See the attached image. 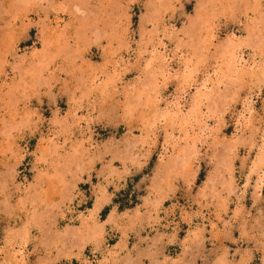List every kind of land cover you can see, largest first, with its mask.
I'll list each match as a JSON object with an SVG mask.
<instances>
[{
  "label": "rangeland",
  "instance_id": "rangeland-1",
  "mask_svg": "<svg viewBox=\"0 0 264 264\" xmlns=\"http://www.w3.org/2000/svg\"><path fill=\"white\" fill-rule=\"evenodd\" d=\"M259 158L264 0H0V264H264Z\"/></svg>",
  "mask_w": 264,
  "mask_h": 264
},
{
  "label": "bare ground",
  "instance_id": "bare-ground-1",
  "mask_svg": "<svg viewBox=\"0 0 264 264\" xmlns=\"http://www.w3.org/2000/svg\"><path fill=\"white\" fill-rule=\"evenodd\" d=\"M232 38V37H231ZM234 38V37H233ZM232 38V39H233ZM228 40V39H227ZM233 41H234V39H233ZM231 39H230V41L228 40V43H227V45H228V50H229V52H230V54H231V56H230V58L233 60V62L231 61L230 63H229V67L230 68H233L234 70H235V68H237L236 67V65H238V64H240L241 62H242V56L239 58V56L236 54V53H232L231 52V50L233 51V49H232V47L234 48V44H236V46L238 45L237 43H234ZM233 42V43H232ZM230 47H231V50H230ZM154 48V47H153ZM241 49V48H240ZM155 50V49H154ZM156 56V55H155ZM167 61V60H166ZM246 60L244 59L243 60V63L245 62ZM238 63V64H237ZM242 64V63H241ZM242 66V65H241ZM240 66V67H241ZM244 67H245V65H244ZM243 68V67H242ZM190 77V75H187V76H185L184 77V81H187L186 79L187 78H189ZM203 86V85H202ZM201 91V90H200ZM203 95H205V98H206V94H202V93H199V95L198 96H196V101H195V105H194V107L192 108V112L191 113H195V112H197L198 111V109L200 110V108H199V106H200V102H202V98H201V96H203ZM248 100V99H247ZM250 101V100H249ZM246 102H248V101H246ZM175 105H174V107H173V109H176V110H178V111H182V107L180 106V103L179 102H177V103H174ZM171 108V107H170ZM170 108H168V116H169V118H171L172 120H174L175 118L177 119V117H175L176 115L174 114V113H172V108L170 109ZM174 111V110H173ZM198 114H199V112H198ZM249 114V113H248ZM194 115V114H193ZM191 116V115H190ZM252 117H250V119H251ZM175 119V120H176ZM251 121H252V119H251ZM248 124H250L249 122H248ZM252 124V123H251ZM250 124V125H251ZM252 126V125H251ZM202 127V126H201ZM252 129V128H251ZM189 138V137H188ZM193 140V139H192ZM188 142V141H187ZM185 156H187L186 155V153H185ZM189 156V155H188ZM261 157V156H260ZM259 161H263L262 160V158H259L258 159ZM233 178V177H232ZM98 207V206H97ZM84 225V224H83ZM22 248V247H21ZM24 248V247H23ZM20 256V258H21V260H24V252L23 251H20V253H18ZM17 256V255H16ZM12 257V256H11Z\"/></svg>",
  "mask_w": 264,
  "mask_h": 264
}]
</instances>
